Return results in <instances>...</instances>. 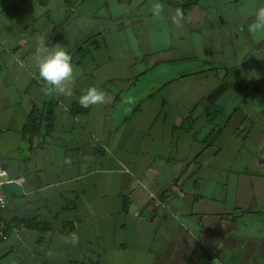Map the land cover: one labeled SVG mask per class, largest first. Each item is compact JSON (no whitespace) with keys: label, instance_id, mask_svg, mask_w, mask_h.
Wrapping results in <instances>:
<instances>
[{"label":"crops","instance_id":"1","mask_svg":"<svg viewBox=\"0 0 264 264\" xmlns=\"http://www.w3.org/2000/svg\"><path fill=\"white\" fill-rule=\"evenodd\" d=\"M260 7L0 0V264H264ZM42 40L70 96L42 91ZM90 86L107 102L81 107Z\"/></svg>","mask_w":264,"mask_h":264},{"label":"clouds","instance_id":"2","mask_svg":"<svg viewBox=\"0 0 264 264\" xmlns=\"http://www.w3.org/2000/svg\"><path fill=\"white\" fill-rule=\"evenodd\" d=\"M164 6L162 3H155L152 6L153 17L156 20L162 19ZM182 14L178 11L175 21L177 24L182 19ZM248 31L253 34L264 35V7H260L255 13V20L248 26ZM32 60L38 70L39 77L44 82L42 91L51 96L53 92L70 96L72 89L69 86L75 79L71 54L61 45L46 46L42 40L39 47L33 53ZM81 107H89L93 104L106 103L105 93L95 86H90L79 98ZM67 242V241H66ZM70 242L77 243L78 237L73 234Z\"/></svg>","mask_w":264,"mask_h":264},{"label":"built area","instance_id":"3","mask_svg":"<svg viewBox=\"0 0 264 264\" xmlns=\"http://www.w3.org/2000/svg\"><path fill=\"white\" fill-rule=\"evenodd\" d=\"M4 171V168L0 166V174ZM7 207L6 198H4L2 184H0V218L2 212ZM9 234L6 231L5 227L3 226L2 222L0 221V242H6L8 240Z\"/></svg>","mask_w":264,"mask_h":264},{"label":"trees","instance_id":"4","mask_svg":"<svg viewBox=\"0 0 264 264\" xmlns=\"http://www.w3.org/2000/svg\"><path fill=\"white\" fill-rule=\"evenodd\" d=\"M35 117H36V116H33V117H32V123H31V126H29V127L26 128V132H25L26 134H29V133L35 134V132H38V127H39L38 125H39V124L36 123L37 121H36ZM50 126H51V125H50ZM22 224H23V223H17V225H22ZM17 225H16V226H17ZM6 231H7V229H6ZM7 232H8V231H7ZM202 264H203V263H202Z\"/></svg>","mask_w":264,"mask_h":264}]
</instances>
